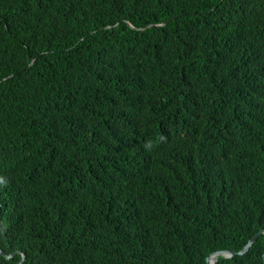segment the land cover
Segmentation results:
<instances>
[{
	"label": "trees",
	"instance_id": "1",
	"mask_svg": "<svg viewBox=\"0 0 264 264\" xmlns=\"http://www.w3.org/2000/svg\"><path fill=\"white\" fill-rule=\"evenodd\" d=\"M261 229L264 0H0V264H205Z\"/></svg>",
	"mask_w": 264,
	"mask_h": 264
},
{
	"label": "water",
	"instance_id": "2",
	"mask_svg": "<svg viewBox=\"0 0 264 264\" xmlns=\"http://www.w3.org/2000/svg\"><path fill=\"white\" fill-rule=\"evenodd\" d=\"M260 235H264V229L259 230L257 233H255L254 235H252V237L248 240L247 244L243 247V249L239 252H235V251H217L214 252L212 254H210L207 258H206V263L205 264H214L217 262V257L220 256L224 259L227 258H231V257H235L237 255H242L244 254L249 247L253 244V242L260 236ZM16 254H19L18 251L16 252H12L10 254H6L4 253L2 250H0V256L4 257L5 259H11L13 258ZM24 254H21V260L19 261L18 264H21L24 261ZM263 263H264V253H263Z\"/></svg>",
	"mask_w": 264,
	"mask_h": 264
},
{
	"label": "clouds",
	"instance_id": "3",
	"mask_svg": "<svg viewBox=\"0 0 264 264\" xmlns=\"http://www.w3.org/2000/svg\"><path fill=\"white\" fill-rule=\"evenodd\" d=\"M126 213H127V218H138V215L136 214L135 210H134L132 207H130V206H128V208H127V212H126ZM260 236H261V235H260ZM247 242H248V241H247ZM254 242H255V241H254ZM254 242H253V243H254ZM246 244H247V243H246ZM246 244H245V245H246ZM245 245H244V246H245ZM252 245H253V244H252ZM252 245H251V246H252ZM244 246H243V247H244ZM251 246H250V247H251ZM250 247H249V249H250ZM242 249H243V248H242ZM242 249H241V250H242ZM249 249H248V250H249ZM241 250H240V251H241ZM248 250H247V251H248ZM221 251H228V250H221ZM247 251H246V252H247ZM215 252H217V251H215ZM235 252H239V251H235ZM246 252H245V253H246ZM213 253H214V252H213ZM245 253H244V254H245ZM263 253H264V252H263ZM211 254H212V253H211ZM244 254H242V255H244ZM242 255H237V256H242ZM219 257H220V256L217 257V259H218L217 262L219 261ZM235 257H236V256H235ZM232 258H234V257L227 258V259H232ZM223 259H224V258H223ZM262 261H263V255H262ZM217 262H216V263H217ZM205 263H206V262H205ZM214 264H215V263H214ZM263 264H264V263H263Z\"/></svg>",
	"mask_w": 264,
	"mask_h": 264
},
{
	"label": "rangeland",
	"instance_id": "4",
	"mask_svg": "<svg viewBox=\"0 0 264 264\" xmlns=\"http://www.w3.org/2000/svg\"><path fill=\"white\" fill-rule=\"evenodd\" d=\"M25 37H26V35H25ZM26 39H27V37H26ZM28 40V39H27Z\"/></svg>",
	"mask_w": 264,
	"mask_h": 264
}]
</instances>
